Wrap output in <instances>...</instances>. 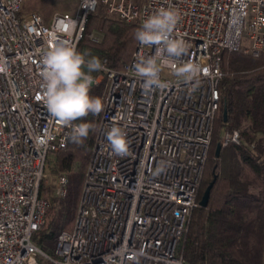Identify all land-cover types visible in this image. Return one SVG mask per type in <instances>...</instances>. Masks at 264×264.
<instances>
[{
  "label": "built area",
  "instance_id": "built-area-1",
  "mask_svg": "<svg viewBox=\"0 0 264 264\" xmlns=\"http://www.w3.org/2000/svg\"><path fill=\"white\" fill-rule=\"evenodd\" d=\"M22 5L0 0V64L6 65L0 69V264H41L43 257L55 264H190L179 243L200 205L223 53L264 58V0H79L74 12L55 13L50 21L37 11L22 15ZM100 5L140 26L160 8L178 9L172 36L188 44L180 61L198 63L202 72L185 81L174 75L175 61L161 62L168 86L145 89L134 64L155 46L138 42L123 68L104 61V107L77 214L59 234L53 257L34 240L49 208L41 186L50 176V154L67 146L71 129L45 106L42 57L59 42L77 50ZM113 126L126 133V156L115 155L106 140ZM240 142L238 129L224 130L222 146ZM51 183L57 195L67 193L66 175Z\"/></svg>",
  "mask_w": 264,
  "mask_h": 264
},
{
  "label": "trees",
  "instance_id": "trees-1",
  "mask_svg": "<svg viewBox=\"0 0 264 264\" xmlns=\"http://www.w3.org/2000/svg\"><path fill=\"white\" fill-rule=\"evenodd\" d=\"M23 0L22 15L28 10ZM100 5L89 16L77 51L99 57L110 68H123L130 61L138 41L139 24L105 13ZM105 11V12H104ZM48 16V13H45ZM101 37L94 39L92 31ZM90 54V56L88 55ZM241 51H224L221 98L214 123L213 143L224 129H238L241 142L222 146L220 156L209 154L197 198L214 181L209 203L194 209L179 250L190 264H264V58L251 64ZM103 70L93 72L97 77ZM106 78L94 83L90 95L102 100ZM227 111V121L224 113ZM102 112V111H101ZM101 112L75 123H89L91 129L82 144L70 141L56 156L54 171L68 178V191L57 195L44 180L41 194L49 201L46 222L34 236L43 250L55 256L59 234L71 229L82 193L84 168L92 151ZM75 164H79L75 168ZM41 264H55L43 257Z\"/></svg>",
  "mask_w": 264,
  "mask_h": 264
},
{
  "label": "clouds",
  "instance_id": "clouds-1",
  "mask_svg": "<svg viewBox=\"0 0 264 264\" xmlns=\"http://www.w3.org/2000/svg\"><path fill=\"white\" fill-rule=\"evenodd\" d=\"M181 20V14L174 7L160 8L150 15L135 32V39L140 44L153 47L155 53L151 56H138L134 68L138 77L144 83L145 89H163L168 86L160 78L161 62L175 61L174 75L185 81H196L202 72L198 63L183 62L180 58L187 53L188 44L172 33ZM90 56V54H88ZM41 73L45 106L55 120L71 129L70 141L82 144L88 137L91 125L75 122L89 114L97 115L103 111V103L99 97L90 95L95 83L93 72L104 69L99 57L80 53L67 42H59L42 57ZM0 69L6 70V65L0 64ZM112 152L117 156H126L129 152V142L125 131L113 126L105 134Z\"/></svg>",
  "mask_w": 264,
  "mask_h": 264
},
{
  "label": "rangeland",
  "instance_id": "rangeland-1",
  "mask_svg": "<svg viewBox=\"0 0 264 264\" xmlns=\"http://www.w3.org/2000/svg\"><path fill=\"white\" fill-rule=\"evenodd\" d=\"M24 1H26V4H27L26 7L28 8L29 11L33 10V11H37V12L41 13L43 15V17L46 19V21H50L52 16L58 12H74L78 6V3H79V0H24ZM104 10L106 11V12L104 11L105 13L111 14L110 12H108V10H106V8ZM45 13H48V16H46ZM111 15H114V14H111ZM118 19H120V18H118ZM87 24H88V22H87ZM90 36L94 39H98L99 37H101V34L98 31L94 30L90 33ZM241 53L243 55H245V57H244L245 60L246 61L248 60L251 64L254 65V64L259 63V58L246 55L243 52H241ZM100 75H101V79H100L101 81L100 82H102L104 80V78L107 79L106 73L104 71L101 72L97 77H99ZM97 77H95V78H97ZM107 81H108V79L106 80V82ZM103 102H104V98H103ZM224 130H226V129H224ZM224 130L222 131L221 136H222ZM218 143H221V137H220V140L215 141L211 147L210 153L212 152V154L214 156L216 154V148H217ZM56 156L53 157V155L50 154L48 161L46 163L47 171L50 172V176L48 177V179H46V181H47V184L50 185V187L53 191H54V189L52 187L51 178H55L57 175H60L59 173L54 171V168L56 166ZM91 156H92V151L89 153V158H88L87 164L84 168V174H85L87 167L90 163ZM78 167H79V164H75V168H78ZM83 180H84V177H83ZM192 214H193V212H192ZM191 218H192V215H191Z\"/></svg>",
  "mask_w": 264,
  "mask_h": 264
},
{
  "label": "water",
  "instance_id": "water-1",
  "mask_svg": "<svg viewBox=\"0 0 264 264\" xmlns=\"http://www.w3.org/2000/svg\"><path fill=\"white\" fill-rule=\"evenodd\" d=\"M224 120L227 121V111L224 113ZM222 149L221 143H218L217 148H216V157L220 156V152ZM214 181H212L207 188L205 189L202 198L200 200V206H207L209 203L210 195H211V190L213 187Z\"/></svg>",
  "mask_w": 264,
  "mask_h": 264
}]
</instances>
